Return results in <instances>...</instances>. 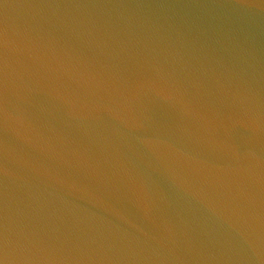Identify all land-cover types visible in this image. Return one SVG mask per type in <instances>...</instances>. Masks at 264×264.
<instances>
[{
    "label": "water",
    "instance_id": "1",
    "mask_svg": "<svg viewBox=\"0 0 264 264\" xmlns=\"http://www.w3.org/2000/svg\"><path fill=\"white\" fill-rule=\"evenodd\" d=\"M0 264H264V0H0Z\"/></svg>",
    "mask_w": 264,
    "mask_h": 264
}]
</instances>
